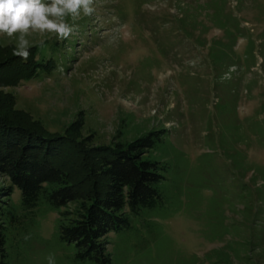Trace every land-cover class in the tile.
Masks as SVG:
<instances>
[{"label": "rangeland", "instance_id": "rangeland-1", "mask_svg": "<svg viewBox=\"0 0 264 264\" xmlns=\"http://www.w3.org/2000/svg\"><path fill=\"white\" fill-rule=\"evenodd\" d=\"M95 9L78 33L37 48L49 72L0 86V97L51 132L82 116L85 146L118 129L120 139L165 129L145 154L169 162L157 184L163 203L107 234L109 264H264V0H95ZM80 159L64 161L74 180ZM56 218L40 206L11 240L7 264H47L49 255L99 264L76 257Z\"/></svg>", "mask_w": 264, "mask_h": 264}, {"label": "trees", "instance_id": "trees-1", "mask_svg": "<svg viewBox=\"0 0 264 264\" xmlns=\"http://www.w3.org/2000/svg\"><path fill=\"white\" fill-rule=\"evenodd\" d=\"M37 48L32 47L24 61L8 52L12 47L0 45V86L51 70L52 60ZM12 104L9 96L0 97V176L5 178L0 182V264H7L11 240L33 222L43 205L57 212L59 238L75 246L77 258L109 264L107 234L129 228L131 216L163 203L157 184L166 179L169 162L145 154L165 129L151 128L130 139H120L124 133L118 129L111 142L85 146L78 139L82 116L73 118L63 131L51 132ZM72 152L81 156L74 168L76 174L83 173L78 180L64 165ZM90 171L96 180L89 185ZM16 189L18 204L13 201ZM76 201L79 206L72 205Z\"/></svg>", "mask_w": 264, "mask_h": 264}, {"label": "clouds", "instance_id": "clouds-1", "mask_svg": "<svg viewBox=\"0 0 264 264\" xmlns=\"http://www.w3.org/2000/svg\"><path fill=\"white\" fill-rule=\"evenodd\" d=\"M95 0H0V38L13 44L12 54L27 61L30 49L45 41L66 40L79 32L76 23L95 12ZM47 264H55L52 255Z\"/></svg>", "mask_w": 264, "mask_h": 264}]
</instances>
